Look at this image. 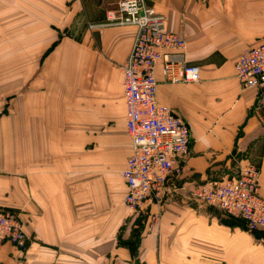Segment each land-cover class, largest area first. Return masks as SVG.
<instances>
[{"label":"crops","instance_id":"0c3cea01","mask_svg":"<svg viewBox=\"0 0 264 264\" xmlns=\"http://www.w3.org/2000/svg\"><path fill=\"white\" fill-rule=\"evenodd\" d=\"M114 1L89 0L94 18L103 20ZM149 1L167 30L184 37L200 80L169 84L156 70L157 101L188 123L191 142L182 173L167 179L162 204L150 201L148 213L161 210L157 226L144 221L133 248L127 242L133 213L123 202L120 174L131 143L119 65L135 27L88 29L82 40L62 37L47 51L57 32L43 24L30 36L29 18L11 31L19 6L6 4L0 210L19 216L28 241L23 249L0 242V264H264L262 236L193 195L198 185L256 164L264 197V88H242L234 66L244 49L264 43V0ZM28 8L22 3V16ZM119 140L121 157L114 153Z\"/></svg>","mask_w":264,"mask_h":264},{"label":"built area","instance_id":"2783aa9c","mask_svg":"<svg viewBox=\"0 0 264 264\" xmlns=\"http://www.w3.org/2000/svg\"><path fill=\"white\" fill-rule=\"evenodd\" d=\"M135 27L126 59L119 65L123 77L125 128L131 153L120 174L126 186L124 204L135 212L149 210L150 201L162 204L170 175L182 173L191 132L183 117L158 103L156 68L169 84L197 82L200 68L187 61L184 37L166 28V18L149 0H116L107 5L103 20L88 28ZM242 88H264V43L244 49L235 61ZM259 168L249 164L234 177L207 181L193 190L205 207L211 206L243 220L248 230L264 229V197ZM28 236L19 216L0 210V242L23 249Z\"/></svg>","mask_w":264,"mask_h":264},{"label":"rangeland","instance_id":"374dc122","mask_svg":"<svg viewBox=\"0 0 264 264\" xmlns=\"http://www.w3.org/2000/svg\"><path fill=\"white\" fill-rule=\"evenodd\" d=\"M75 1L76 0H0V15L6 14V11H7L6 4L13 3L15 6H19L18 9L15 8L14 10V15H16L19 18H15L14 16L15 27L10 29L11 31L18 30L21 27V22L29 18L31 25L33 26V27L31 26V29H30L31 30L30 36L37 34L38 31L40 32L43 31L44 30L42 26L43 24L45 25V30L47 32H54V31L57 32L56 34L57 38H55V41L52 43L51 45L52 47L49 46L47 48V51H49L53 49V47L57 44L58 40L62 37H71L77 40H82V38H84L85 34L87 33L89 29L88 25L90 23H95V22L100 21L94 18L95 13L91 11L92 6L88 4L89 0H77L76 3ZM22 3L24 4L28 3L29 5L28 11L30 12V14L27 16L26 15L22 16L23 14L21 13ZM38 15H39V19L37 20ZM39 23H40V26H34ZM56 25H59V27H61V30L56 28ZM5 27H6L5 23L3 22V26L0 25V37L6 36ZM47 37L50 38V36H47ZM155 74H156V71H155ZM104 126L106 127L107 125H104ZM82 142L86 143L85 141H82ZM97 142L98 141H95V143ZM117 142L119 143H117V147L114 153H115V156H117L118 154L120 156L121 154L124 153L123 144H121L122 142L121 140ZM86 144H87L86 148L94 147L93 142H87ZM96 146L98 148L99 144H97ZM110 156L112 160L113 158H112L111 153H110ZM254 165L257 167L256 164ZM215 180H219V179H215ZM207 207H211V206H207ZM211 209L212 211H216L217 213L222 214L223 219L230 218V219H237L240 221L242 220L238 217L225 214L215 207H211ZM127 210L130 212L132 211L133 213L131 219L127 223L128 231L130 233L127 238V242L133 248L139 242L138 240L141 239V233H142L141 231L143 230L144 221L146 222L147 227H149L150 229L151 227L157 226L161 210L159 208L154 213H151V212L148 213V210L145 212L138 213L128 207H127ZM135 214H137V216ZM132 218L133 219L135 218V219L133 220ZM252 232H255L258 237L262 236V238L264 239V229H255V230H252ZM261 243H262V246L264 247V241Z\"/></svg>","mask_w":264,"mask_h":264}]
</instances>
